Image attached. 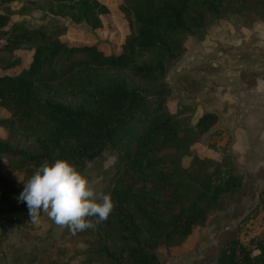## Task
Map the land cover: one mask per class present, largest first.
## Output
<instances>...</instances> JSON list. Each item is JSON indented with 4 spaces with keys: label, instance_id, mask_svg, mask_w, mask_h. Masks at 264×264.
<instances>
[{
    "label": "trees",
    "instance_id": "16d2710c",
    "mask_svg": "<svg viewBox=\"0 0 264 264\" xmlns=\"http://www.w3.org/2000/svg\"><path fill=\"white\" fill-rule=\"evenodd\" d=\"M33 1L0 0V127L8 133L0 139V158L18 159L17 169L67 159L81 170L106 153L111 172L96 198L110 193L115 208L95 230L62 231L83 242L72 261L163 264L158 251L183 250L194 228L205 226L242 186L241 173L222 149L230 136L214 127L216 114L194 115L196 103L169 109L165 75L184 52L186 38L200 41L210 21L249 13L252 21L264 22V0H118L131 26L118 53H105L97 43L67 44L64 27L10 20V3ZM47 1L50 12L92 30L108 12L103 0ZM176 82L191 95L204 86L184 75ZM185 114L194 115L193 123L182 124ZM206 133L205 147L218 158L189 153ZM18 138L29 145H15ZM23 183L0 175L3 189L21 193ZM263 206L264 185L207 264H264V228L260 237L239 239ZM27 218L26 203H0V239L7 227ZM41 254L33 248L11 264L39 262Z\"/></svg>",
    "mask_w": 264,
    "mask_h": 264
},
{
    "label": "rangeland",
    "instance_id": "374dc122",
    "mask_svg": "<svg viewBox=\"0 0 264 264\" xmlns=\"http://www.w3.org/2000/svg\"><path fill=\"white\" fill-rule=\"evenodd\" d=\"M108 8V12L101 16L102 26L97 30L90 29L84 22H72L66 16L55 14L48 10L47 0H34L33 2H13L8 6L12 10L10 15L11 21L23 20L26 25L33 26L44 24L48 29L64 27L65 33L61 35V39L67 44H91L97 43L103 52L105 53H118L120 51V45L123 40L128 36L131 26L124 13L119 9L118 0H103ZM252 16L248 13L238 15H228L217 21H210L207 26V44L203 47V52H199V48L196 47L198 41L194 37H187L184 42V52L179 59L169 68L165 75V82L171 88V93L168 100V108L175 110L181 104H192L194 102H188L187 97L191 99V96L184 93L176 82V79L181 75L195 74L196 69L203 68L205 71H209L211 64L216 62L220 51L214 53L215 49L225 48L222 43L225 38L217 36V34H226L231 29H240V27L247 28L252 22ZM133 27V25H132ZM220 29L216 31L215 29ZM213 47V51L210 52V48ZM206 52V53H205ZM199 54V57H196ZM204 71V73H205ZM189 76V77H190ZM187 77V76H186ZM198 91V90H197ZM210 91V90H209ZM183 92L186 95L184 98L180 96ZM201 102L204 105H211L210 94H206L201 98ZM202 111L201 106H196L195 114L198 115ZM2 112L0 110V116ZM194 115L189 116L185 114L181 120L182 124L193 123ZM8 136L5 129L0 127V139H4ZM18 136V135H15ZM208 133L200 137L199 141L191 145L189 149L190 154L194 153H207L210 152L205 147ZM11 139V138H10ZM15 145L21 146L23 141L21 138L13 140ZM24 146H28L23 144ZM212 157L218 158L216 153H211ZM189 160L188 156L182 158V163L185 165ZM112 158L106 153H102L100 158H95L89 162H86L83 169L80 171L88 180L94 185L95 193H99L102 189L104 179L111 172ZM41 166V165H40ZM39 166V167H40ZM18 159L3 156L0 158V175L8 180L24 181L26 182L31 175L34 174L38 167L26 166L22 169H17ZM262 186L259 187V189ZM2 196H0V203L6 202L13 204L17 201L20 192L11 191L9 189H3L0 187ZM259 191V190H258ZM232 195L226 198V201L231 199ZM257 201V199H256ZM256 203V202H255ZM255 204H253L254 206ZM253 206H250L253 207ZM249 208V209H250ZM38 222H33L30 217L23 220L22 223L14 224L5 229V236L0 239V264H11L15 255L26 252L33 248L41 249L42 254L38 256L39 262H32L31 264H74V260L78 259L84 249L81 238L76 236H67L62 231H68L66 227H60L51 220L46 213L41 211ZM51 220V222H49ZM236 220V226H237ZM246 232H240L239 239L242 242L248 241L249 232L252 226ZM262 228L264 223L262 222ZM235 226V227H236ZM48 231V234L46 232ZM260 228L256 232L255 236H259L261 232ZM38 235L39 239L35 240L32 236ZM203 235V228H194L191 242L185 244L184 249L178 251L177 247H174L170 251L164 252L158 251V258L163 264H207L202 258H199L197 251L195 250V244L197 240ZM223 235V234H221ZM254 237V236H253ZM260 237V236H259ZM202 241V240H201ZM199 246V245H197ZM169 252V253H168ZM173 252V253H172ZM179 252V253H178ZM72 259H74L72 261ZM23 264V263H20Z\"/></svg>",
    "mask_w": 264,
    "mask_h": 264
},
{
    "label": "crops",
    "instance_id": "0c3cea01",
    "mask_svg": "<svg viewBox=\"0 0 264 264\" xmlns=\"http://www.w3.org/2000/svg\"><path fill=\"white\" fill-rule=\"evenodd\" d=\"M206 36L196 45L200 53L207 44ZM217 36L225 38L222 43L225 48L214 50L212 54L220 53L210 70L200 68L192 77L186 75L204 86L194 95L183 91L191 96V99L187 97L188 102L216 114L214 127L226 129L230 136L222 149L230 154L242 175L240 191L202 227V241L196 239L199 258L209 259V262L222 242L234 232L236 220L255 204L259 187L264 185V22L255 20L247 28H230L225 35L218 33ZM183 92L180 96L184 98ZM206 94H210L211 105L201 102ZM223 141L218 144L222 145Z\"/></svg>",
    "mask_w": 264,
    "mask_h": 264
},
{
    "label": "clouds",
    "instance_id": "9594fccd",
    "mask_svg": "<svg viewBox=\"0 0 264 264\" xmlns=\"http://www.w3.org/2000/svg\"><path fill=\"white\" fill-rule=\"evenodd\" d=\"M18 200L26 203L31 221L38 222L43 211L72 234L95 230L115 208L110 193L97 202L94 185L67 159L45 161L23 183Z\"/></svg>",
    "mask_w": 264,
    "mask_h": 264
},
{
    "label": "built area",
    "instance_id": "2783aa9c",
    "mask_svg": "<svg viewBox=\"0 0 264 264\" xmlns=\"http://www.w3.org/2000/svg\"><path fill=\"white\" fill-rule=\"evenodd\" d=\"M262 222L264 223V206L262 211H260V213L258 214V216L255 219V225L252 226L251 231L249 232V236L253 237L255 236L256 232L259 230H261L262 228Z\"/></svg>",
    "mask_w": 264,
    "mask_h": 264
}]
</instances>
